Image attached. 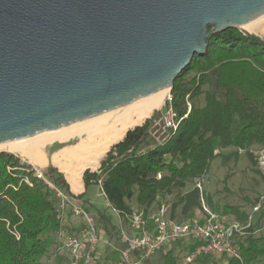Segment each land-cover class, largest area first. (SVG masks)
Listing matches in <instances>:
<instances>
[{
  "label": "trees",
  "instance_id": "1",
  "mask_svg": "<svg viewBox=\"0 0 264 264\" xmlns=\"http://www.w3.org/2000/svg\"><path fill=\"white\" fill-rule=\"evenodd\" d=\"M169 94L166 105L175 128L164 126V132L157 134L159 142L149 145L154 111L110 146L97 170L83 172L81 194L71 195L64 175L48 167L55 174L54 182L77 199L89 185H99L122 218L132 212L130 199L147 210L160 195L176 190L169 214L179 221L186 219L201 207L202 194L196 186L181 189L208 171L215 143L234 149L229 154L234 157L238 150L253 145L264 148V38L236 28L213 34L204 53L194 54L174 79ZM200 95L203 105L195 103ZM26 162L0 151V264H44L61 225L52 188ZM205 200L212 206L209 196ZM225 208L237 221L246 222L245 211L232 205ZM96 215L105 232L119 242L110 218L98 210ZM263 223L264 207H260L245 234L236 239L241 260L229 259L225 264H257L260 260L264 264V235L254 234ZM160 259L158 263L149 259L146 264H178L172 249L161 253ZM198 264L219 263L203 258Z\"/></svg>",
  "mask_w": 264,
  "mask_h": 264
},
{
  "label": "water",
  "instance_id": "2",
  "mask_svg": "<svg viewBox=\"0 0 264 264\" xmlns=\"http://www.w3.org/2000/svg\"><path fill=\"white\" fill-rule=\"evenodd\" d=\"M262 15L264 0H0V143L170 90L213 34Z\"/></svg>",
  "mask_w": 264,
  "mask_h": 264
},
{
  "label": "rangeland",
  "instance_id": "3",
  "mask_svg": "<svg viewBox=\"0 0 264 264\" xmlns=\"http://www.w3.org/2000/svg\"><path fill=\"white\" fill-rule=\"evenodd\" d=\"M264 26V21H263ZM260 38H264V35H256ZM206 89V87L204 88ZM167 93L166 102L160 109H157L154 113L156 114V118L153 120L151 129L153 137L149 139V145H153L155 142H159L161 139L157 135L160 132H164V120L167 116L170 115V109L167 107V102L170 99V94ZM195 103L197 105L204 104V97L200 95ZM153 113V114H154ZM152 114L150 115V117ZM151 134V135H152ZM64 142H54L47 144L44 147L47 158H49L50 154L56 150L58 147L63 145ZM231 152H234L232 148H220L216 143L214 144L213 150V158L210 163V167L208 171L200 178L196 180H192L186 183L185 187L181 189V191H187L194 186H196L200 193L202 194V202L204 206H206L209 210L214 211L220 215L225 216L227 219L236 220L233 215L228 214L226 212L225 205H232L238 207L240 210L245 211L248 217L250 216L252 220L256 219L257 211L253 210L254 206H259V208L264 207V148L258 145H253L248 150H238L237 156L234 157L229 155ZM227 156L225 159L224 157ZM18 157V156H17ZM22 161L26 162L25 159L19 157ZM27 163V162H26ZM29 164V163H28ZM32 166L34 170L39 171L43 179L54 186L52 188L55 195V212L59 216L60 219V227L58 232L70 234L73 233L78 226L81 224V218L78 214L72 211L70 206V202L62 203L60 198L56 195V190H59L65 197H67L71 202L81 205L83 208H86L87 205L84 202V196L81 199L72 198L68 193H66L58 184L54 182L55 174L48 172V167L55 168L58 172H60L55 166L47 162V164L43 167L33 166V164H29ZM99 167V165H98ZM89 169L90 171H95L98 169ZM61 173V172H60ZM62 174V173H61ZM63 176V174H62ZM64 178V176H63ZM65 180V178H64ZM66 181V180H65ZM83 184V183H82ZM69 186V185H68ZM199 186V187H198ZM84 191L82 188L81 192L73 193L69 187V192L71 195L76 196L81 194ZM176 190L172 191L169 194H162L157 199L156 203L152 205L150 209L144 210L137 206L134 199L129 200V205L132 207L133 211H154L161 204L166 206L168 211H170V206L172 201L175 198ZM85 195V194H84ZM86 196L92 200V206H89L87 209L88 213L92 214L94 220L99 229V233L101 236L103 235L101 232L102 224L98 220L96 215V210L106 215L108 218L111 217L114 210L110 205L107 204L105 197L99 192L98 188L94 185H89L86 189ZM205 196H209L211 198L212 206H209L206 203ZM255 200H257L255 202ZM194 213V212H193ZM193 213L188 215L185 218H188ZM72 226H76V229L71 230ZM57 232V233H58ZM255 235L262 234L264 235V223L254 231ZM101 238V237H100ZM62 236L58 234V239L56 237L53 238V242L50 246L49 255L43 259L44 264H68V256L65 250L62 247ZM111 243L114 249L107 244L106 237L103 236V240H99V251L100 253L95 256L93 260V264H121L119 262V256L117 247L119 246V242L116 240H111ZM184 243H177L175 245L166 246L160 251L154 253L150 257V261L154 263L160 262L161 253L172 249L176 255L178 264H187L184 261V253L187 250ZM207 261L215 260L219 264H225L226 260L224 257H218L213 255H208L204 257ZM224 259V261H223ZM200 261H196L190 264H198ZM262 261H258L257 264H261Z\"/></svg>",
  "mask_w": 264,
  "mask_h": 264
},
{
  "label": "built area",
  "instance_id": "4",
  "mask_svg": "<svg viewBox=\"0 0 264 264\" xmlns=\"http://www.w3.org/2000/svg\"><path fill=\"white\" fill-rule=\"evenodd\" d=\"M164 126L175 128L171 110L170 115L164 120ZM35 175L43 179L37 170ZM48 184L54 189V186ZM56 195L62 203L70 202L72 211L82 220L73 233H59L62 236V247L68 256V264H93L100 240L99 229L93 215L81 205L71 202L59 190H56ZM258 209L259 206L253 207L254 211ZM122 220L124 223L118 227L117 247L121 264H146L152 254L166 246L181 242L188 243L185 245L187 250L184 253V261L187 264L201 261L208 255L224 257L226 262L229 259L241 260L236 239L245 234V230L252 222L250 216L244 223L227 219L209 210L202 200L201 207L181 221L172 218L166 206L162 204L150 212L132 210L131 214Z\"/></svg>",
  "mask_w": 264,
  "mask_h": 264
},
{
  "label": "bare ground",
  "instance_id": "5",
  "mask_svg": "<svg viewBox=\"0 0 264 264\" xmlns=\"http://www.w3.org/2000/svg\"><path fill=\"white\" fill-rule=\"evenodd\" d=\"M263 21L264 15L242 25L240 29L252 35H264ZM168 90H158L115 109L55 129L1 142L0 151L12 153L38 167L49 162L64 175L71 191L79 193L83 188V172L97 168L110 146L163 107ZM54 142L64 144L47 158L44 147Z\"/></svg>",
  "mask_w": 264,
  "mask_h": 264
},
{
  "label": "crops",
  "instance_id": "6",
  "mask_svg": "<svg viewBox=\"0 0 264 264\" xmlns=\"http://www.w3.org/2000/svg\"><path fill=\"white\" fill-rule=\"evenodd\" d=\"M92 185L96 186V187L98 188L99 192L103 195V193H102V191H101L99 185L91 184V186H92ZM83 189H84V187H83ZM80 192H81V191H80ZM103 196H104V195H103ZM84 199L87 200L88 203H86V205H87L88 207H89V205H90V206L94 205L93 202H92V200H90V199L86 196V192H85V195H84ZM106 201H107V200H106ZM107 204L109 205L108 202H107ZM110 222H111V224H113V225L115 226L117 232H118V227H119V225L124 223L123 220H122V218H120V216H119L118 214H116L115 211L113 212V214H111ZM100 223H101V222H100ZM101 226H102V225H101ZM70 227H71V230H72V231H73L74 229H76V226H72V225H70ZM101 232H102L103 235L101 236V234H100V237H101V238H100V241L103 240V236L106 237V242H107V244L110 245V246L114 249V247H113V245H112V243H111V240H112V242H113V240H115V239H114L113 237H111L110 235H108V234L105 232L103 226H102ZM58 234H59V232L55 235V237H56L57 239H58ZM99 245H100V244L98 243V244H97V248H96L95 256L98 255V254L100 253V251H99V247H100V246H99ZM223 261H224V259H223Z\"/></svg>",
  "mask_w": 264,
  "mask_h": 264
}]
</instances>
